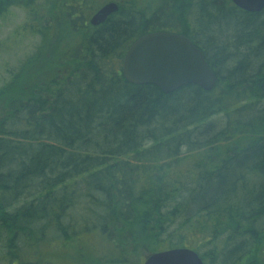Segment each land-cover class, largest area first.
<instances>
[{
	"label": "trees",
	"instance_id": "1",
	"mask_svg": "<svg viewBox=\"0 0 264 264\" xmlns=\"http://www.w3.org/2000/svg\"><path fill=\"white\" fill-rule=\"evenodd\" d=\"M51 2L0 0L38 38L0 85V264H141L173 247L264 264V8ZM160 30L201 49L213 89L122 76L129 45Z\"/></svg>",
	"mask_w": 264,
	"mask_h": 264
},
{
	"label": "water",
	"instance_id": "2",
	"mask_svg": "<svg viewBox=\"0 0 264 264\" xmlns=\"http://www.w3.org/2000/svg\"><path fill=\"white\" fill-rule=\"evenodd\" d=\"M230 1L247 12H259L264 8V0ZM117 9L116 2H105L90 16L89 24L97 26L103 23ZM121 73L132 84H153L165 94L187 84H196L206 91L216 84V76L201 49L186 36L171 31H152L136 38L125 51ZM142 264L204 262L191 248L173 247L146 255Z\"/></svg>",
	"mask_w": 264,
	"mask_h": 264
},
{
	"label": "rangeland",
	"instance_id": "3",
	"mask_svg": "<svg viewBox=\"0 0 264 264\" xmlns=\"http://www.w3.org/2000/svg\"><path fill=\"white\" fill-rule=\"evenodd\" d=\"M55 1L57 0L51 2L52 7L56 5ZM25 19L26 12L17 7L10 8L4 16L0 17V85L8 80L10 73L17 69L20 62L34 50L38 42L37 37L26 31L24 33L20 31V26ZM51 264H68V262H65L64 257L61 261H52Z\"/></svg>",
	"mask_w": 264,
	"mask_h": 264
}]
</instances>
